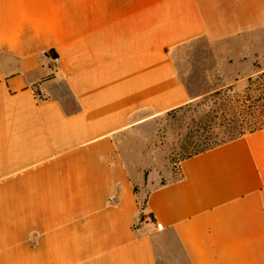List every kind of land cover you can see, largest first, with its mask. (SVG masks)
Wrapping results in <instances>:
<instances>
[{
  "label": "crops",
  "instance_id": "1",
  "mask_svg": "<svg viewBox=\"0 0 264 264\" xmlns=\"http://www.w3.org/2000/svg\"><path fill=\"white\" fill-rule=\"evenodd\" d=\"M199 39L211 82L264 73V0H0V264H161L169 234L177 264H264V127L164 182L127 158V132L208 94L179 67Z\"/></svg>",
  "mask_w": 264,
  "mask_h": 264
},
{
  "label": "rangeland",
  "instance_id": "2",
  "mask_svg": "<svg viewBox=\"0 0 264 264\" xmlns=\"http://www.w3.org/2000/svg\"><path fill=\"white\" fill-rule=\"evenodd\" d=\"M233 40L238 43L243 42L240 37ZM241 47L244 51L242 45ZM223 51L230 52L231 49L227 48ZM232 51L239 52L240 49L234 45ZM254 55L257 56V54ZM215 58L214 50L205 39H199L180 50L178 60L183 79L194 92L206 90L209 92L183 108L156 117L145 127L127 132L125 148L129 163L136 167L141 166V170L145 173H163V182L178 177L179 161L192 152L194 144H199L203 138L200 135L203 132L200 128V120L203 118V114L214 106L215 99L217 102L226 103L227 107L234 108L227 110L228 116L235 115L238 124L243 119H245L244 122L264 119V73H256V59H254L255 66L251 71L253 74L250 79L236 87L234 84L227 85L226 82L219 81V76L213 77L212 82L206 77L203 69L207 66L210 68L214 66ZM216 91H219L220 94L217 97H212L211 95ZM247 96L250 97L251 102L248 101L245 107L249 104H252V107L242 113L240 112L243 109L241 101ZM236 98L240 99L239 103L233 102ZM198 103L200 106H197ZM237 112H240L241 117L244 118L239 119ZM220 114L221 111L215 113L218 117L213 118V124L218 126L215 132H219L220 128H225L228 123L233 124L228 119L221 117ZM144 166L146 167L144 168ZM167 170L172 174L166 176ZM162 242L168 244L167 247L159 246L161 264L186 262L184 254L171 234L163 237ZM166 254L174 256L166 257Z\"/></svg>",
  "mask_w": 264,
  "mask_h": 264
},
{
  "label": "trees",
  "instance_id": "3",
  "mask_svg": "<svg viewBox=\"0 0 264 264\" xmlns=\"http://www.w3.org/2000/svg\"><path fill=\"white\" fill-rule=\"evenodd\" d=\"M49 53H51L53 56L55 55L53 53V51H50ZM220 94L219 91H216L215 93H213L211 96L212 97H217ZM250 101L251 99L249 96L245 97L241 102H242V107L243 109L240 112H244L246 111V109H250L252 107V104H249L248 106L245 107V105L247 104V102ZM234 103H239L240 99L236 98L233 101ZM191 103V102H190ZM188 103V104H190ZM214 106L210 107L209 110L207 112H205L203 114V118H201L200 120V128L202 129L203 132H201V136L203 137L200 140L199 144H194L193 146V151L190 152L186 157H190L192 155L198 154L200 152H203L207 149H210L216 145L225 143L227 141L233 140L245 133L248 132H253L256 131L258 129H261L264 127V119H259V120H255V121H245V119H243L240 124L236 123V116L230 114L231 117L228 116V109H234V108H230L227 107V104L224 102H217V100L215 99L213 102ZM218 104V105H217ZM217 105V106H216ZM190 106V105H188ZM197 106H200V103L197 104ZM184 106H181L177 109H174L172 111L178 110L180 108H183ZM233 107V106H232ZM219 111H221V117L228 119L229 121L233 122V124L228 123L227 126H225V128H220L221 130H219V132H215L216 129H218V126H215L213 124V118L218 117L215 115V113H218ZM237 112V114L239 115V119H242L244 117H241V113ZM214 115V116H213ZM264 118V117H263ZM184 157V158H186ZM151 218L155 221V218L153 216V214H150Z\"/></svg>",
  "mask_w": 264,
  "mask_h": 264
},
{
  "label": "built area",
  "instance_id": "4",
  "mask_svg": "<svg viewBox=\"0 0 264 264\" xmlns=\"http://www.w3.org/2000/svg\"><path fill=\"white\" fill-rule=\"evenodd\" d=\"M54 60H58V58L57 57H55V59Z\"/></svg>",
  "mask_w": 264,
  "mask_h": 264
}]
</instances>
